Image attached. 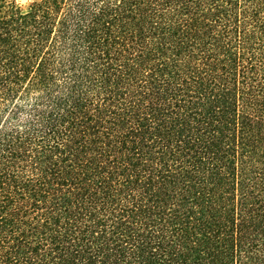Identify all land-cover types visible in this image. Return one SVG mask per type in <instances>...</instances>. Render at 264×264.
<instances>
[{"label":"trees","instance_id":"1","mask_svg":"<svg viewBox=\"0 0 264 264\" xmlns=\"http://www.w3.org/2000/svg\"><path fill=\"white\" fill-rule=\"evenodd\" d=\"M8 7L0 264H264V0Z\"/></svg>","mask_w":264,"mask_h":264},{"label":"rangeland","instance_id":"2","mask_svg":"<svg viewBox=\"0 0 264 264\" xmlns=\"http://www.w3.org/2000/svg\"><path fill=\"white\" fill-rule=\"evenodd\" d=\"M39 0H7L5 4L0 6V15H5L10 11L8 4H12L15 8L20 10L22 13H28L34 3Z\"/></svg>","mask_w":264,"mask_h":264}]
</instances>
